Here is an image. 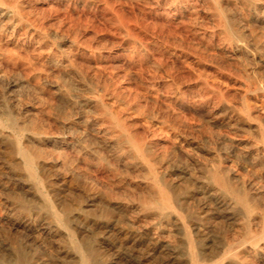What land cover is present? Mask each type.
<instances>
[{
  "label": "rangeland",
  "instance_id": "rangeland-1",
  "mask_svg": "<svg viewBox=\"0 0 264 264\" xmlns=\"http://www.w3.org/2000/svg\"><path fill=\"white\" fill-rule=\"evenodd\" d=\"M263 229L264 0H0V264H264Z\"/></svg>",
  "mask_w": 264,
  "mask_h": 264
},
{
  "label": "bare ground",
  "instance_id": "bare-ground-1",
  "mask_svg": "<svg viewBox=\"0 0 264 264\" xmlns=\"http://www.w3.org/2000/svg\"><path fill=\"white\" fill-rule=\"evenodd\" d=\"M234 7V6H233ZM107 122V121H106ZM117 122V121H116ZM245 128V127H244ZM253 129V128H252ZM20 150V151H19ZM18 151L20 152V154L23 156L26 165L30 171V174L33 176V177H36L37 174H36V170H35V163H34V155L29 153L28 151L24 150V149H19ZM218 170V169H217ZM39 175V174H38ZM197 175V174H196ZM201 176V175H200ZM38 177V176H37ZM216 179L222 184V185H226V182L223 178H221L220 176H216ZM199 182V181H198ZM193 184V183H192ZM159 185V184H158ZM160 186V185H159ZM199 186V184H198ZM207 186V185H206ZM191 187V186H190ZM196 188V187H195ZM162 190V193H164L165 195H167L168 197V193L165 189H161ZM212 190V189H211ZM215 190V188H214ZM196 196V195H195ZM207 196V195H206ZM208 199V198H207ZM215 201V200H214ZM179 202V201H178ZM168 199L166 201V204H168ZM171 204V203H170ZM182 204V202L180 203ZM210 204V203H209ZM205 205V204H204ZM220 205V204H219ZM130 207V206H129ZM222 207V206H221ZM158 208H162V207H158ZM207 208V207H206ZM222 209V208H221ZM207 210V209H206ZM211 210V209H210ZM223 210V209H222ZM209 211V210H208ZM212 211V210H211ZM214 211V210H213ZM217 211V210H216ZM169 212V211H168ZM173 215V214H172ZM55 216V215H54ZM168 216V215H167ZM222 218V217H221ZM260 221V220H259ZM258 223V222H257ZM254 225V224H253ZM255 226V225H254ZM196 227V226H195ZM260 230V229H259ZM247 231V230H246ZM156 232V231H154ZM263 237H264V229H263V232H261ZM157 234V233H156ZM161 235V234H160ZM192 235V234H191ZM161 237V236H159ZM243 238V237H242ZM262 238V237H260ZM249 240L251 242L252 245H254L253 247L257 248V247H264V246H261L259 245L257 242H256V237L255 236H252V237H249ZM262 240V239H261ZM240 241V240H239ZM78 242V241H77ZM79 243V242H78ZM159 244V243H158ZM80 245V244H79ZM161 245V244H160ZM197 246V245H196ZM252 247V246H251ZM82 248V247H81ZM250 248V247H249ZM83 250V249H82ZM154 250V249H153ZM255 250V249H254ZM84 253V252H83ZM227 253V251L225 252ZM224 253V254H225ZM218 254V253H217ZM223 255V254H222ZM207 255H202V256H199V255H196V259H195V263L194 264H210L212 258H213V255H210V256H207ZM83 258V257H82ZM83 260V259H82ZM213 263V262H212ZM216 264V263H215Z\"/></svg>",
  "mask_w": 264,
  "mask_h": 264
}]
</instances>
